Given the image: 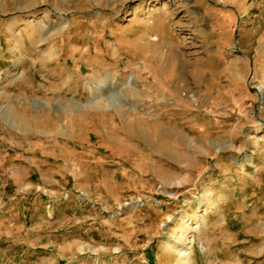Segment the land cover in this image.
I'll use <instances>...</instances> for the list:
<instances>
[{
    "label": "rangeland",
    "instance_id": "374dc122",
    "mask_svg": "<svg viewBox=\"0 0 264 264\" xmlns=\"http://www.w3.org/2000/svg\"><path fill=\"white\" fill-rule=\"evenodd\" d=\"M0 195V264H264V0H0Z\"/></svg>",
    "mask_w": 264,
    "mask_h": 264
},
{
    "label": "crops",
    "instance_id": "0c3cea01",
    "mask_svg": "<svg viewBox=\"0 0 264 264\" xmlns=\"http://www.w3.org/2000/svg\"><path fill=\"white\" fill-rule=\"evenodd\" d=\"M4 197L3 195H0V204L4 203ZM38 197L35 196H24V197H9L8 201H5L7 206L1 207V213H0V226H3L4 224L2 221L3 214L6 215L10 212V214L14 215V221L9 222L8 224L13 226L14 224L16 226H22V228L27 229L28 226H34L33 219L35 217V213L38 212L39 209H41L38 206ZM42 203H43V212L45 217L50 220L55 218V209L54 207L51 208V199L49 197H42ZM39 207V208H38ZM38 209V210H37ZM17 222V223H16ZM60 226V224H59Z\"/></svg>",
    "mask_w": 264,
    "mask_h": 264
},
{
    "label": "bare ground",
    "instance_id": "6f19581e",
    "mask_svg": "<svg viewBox=\"0 0 264 264\" xmlns=\"http://www.w3.org/2000/svg\"><path fill=\"white\" fill-rule=\"evenodd\" d=\"M132 84V81L129 83ZM163 131V130H162ZM173 251V250H172ZM180 252V257H182L183 262L185 261H189V259L191 258V251L187 250L186 248H184L183 250H179L178 253ZM192 260V259H191ZM186 264V263H185Z\"/></svg>",
    "mask_w": 264,
    "mask_h": 264
}]
</instances>
